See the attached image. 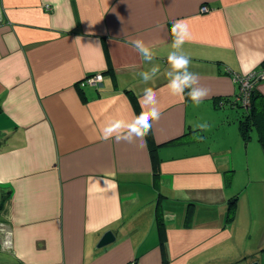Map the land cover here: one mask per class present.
Returning <instances> with one entry per match:
<instances>
[{"label": "crops", "instance_id": "crops-1", "mask_svg": "<svg viewBox=\"0 0 264 264\" xmlns=\"http://www.w3.org/2000/svg\"><path fill=\"white\" fill-rule=\"evenodd\" d=\"M177 20L210 93L199 106L166 87ZM129 37L150 47L151 64ZM263 61L264 0H0V264H264V151L255 127L243 145L238 79ZM153 65L158 77L142 84ZM98 72L102 85L79 84ZM145 87L162 113L157 185L147 140L139 149L101 134L137 116L127 89L139 98ZM253 87L264 94V78ZM205 122L203 139L169 142ZM108 230L115 239L97 246Z\"/></svg>", "mask_w": 264, "mask_h": 264}, {"label": "clouds", "instance_id": "clouds-1", "mask_svg": "<svg viewBox=\"0 0 264 264\" xmlns=\"http://www.w3.org/2000/svg\"><path fill=\"white\" fill-rule=\"evenodd\" d=\"M171 33L172 51L167 56L169 65L165 75L168 78L166 87L170 94L175 97L183 98L187 92V96L191 99L195 106H199L203 100L209 96V90L200 83L198 73L190 71L191 58L182 51L185 43L190 42L192 33L188 23L184 20L173 22ZM129 43L140 53L146 64H151L154 60V54L150 47L140 38L129 37ZM160 72L158 65H153L150 70L140 73L141 83L148 85L154 83ZM98 79H102L99 78ZM141 112L132 120L113 119L109 120L105 126L101 128V134L104 140L115 139L117 143H127L135 145L142 149L146 144V137L153 129L155 123L161 118V110L156 93L151 87L143 89V95L138 98ZM209 125L200 123L194 126V129L206 131ZM203 139V137H197Z\"/></svg>", "mask_w": 264, "mask_h": 264}, {"label": "trees", "instance_id": "trees-1", "mask_svg": "<svg viewBox=\"0 0 264 264\" xmlns=\"http://www.w3.org/2000/svg\"><path fill=\"white\" fill-rule=\"evenodd\" d=\"M261 65H264V61L261 63ZM108 70L112 71L110 67L108 68ZM127 91L128 93H130L136 114L139 115L141 112V107L138 101V97L136 96V94L132 93V90L127 89ZM249 96H250L249 104L243 111V117L239 118V129L245 141L247 142L251 138V128L255 127L258 139L264 151V94L260 92L259 90H257L256 87H252ZM198 136L203 137V131L199 129H194V127H191L188 130H186L182 135L174 139H171L169 142L176 143V142L191 141L193 139H198L197 138ZM5 137L6 135L4 136L0 135V142H3V140H5ZM146 140H147L149 151H150L152 170H153V175H154V184L157 185L158 179L160 176V160L161 159L158 154L159 145L155 140L152 130L146 137ZM231 176H232V169L226 172L227 183L230 182ZM238 199H239L238 194H235L228 199L227 217L229 220H232L235 216ZM4 200H5V194L0 196V211L4 203ZM190 215H191V212L190 211L187 212L186 214L187 221L190 219ZM156 223H157V228L159 232L160 243L164 244V240L166 237V229L164 225L163 213H162L159 203H157V208H156Z\"/></svg>", "mask_w": 264, "mask_h": 264}, {"label": "built area", "instance_id": "built-area-1", "mask_svg": "<svg viewBox=\"0 0 264 264\" xmlns=\"http://www.w3.org/2000/svg\"><path fill=\"white\" fill-rule=\"evenodd\" d=\"M47 7L49 8L50 6L47 5ZM202 10H207L208 7L207 5H203ZM102 78V79H98ZM261 78H264V69L259 71L257 69H254L253 71H251L250 73H248L247 75H245L244 77H239V81L241 84V93L239 95V101L245 106H247L249 104V99H250V91L252 89V87L254 86V84L259 81ZM103 82V74L101 72L98 73H94V74H90L87 75L85 78H83L79 84L80 85H85L87 83L90 84H95L97 86L102 85ZM130 264H135V263H130Z\"/></svg>", "mask_w": 264, "mask_h": 264}, {"label": "water", "instance_id": "water-1", "mask_svg": "<svg viewBox=\"0 0 264 264\" xmlns=\"http://www.w3.org/2000/svg\"><path fill=\"white\" fill-rule=\"evenodd\" d=\"M115 239V234L112 230L106 231L102 237L100 238L97 246H103L110 242H112ZM254 264H257L256 262Z\"/></svg>", "mask_w": 264, "mask_h": 264}, {"label": "rangeland", "instance_id": "rangeland-1", "mask_svg": "<svg viewBox=\"0 0 264 264\" xmlns=\"http://www.w3.org/2000/svg\"><path fill=\"white\" fill-rule=\"evenodd\" d=\"M215 131H216V129H212L211 131H209V133H207V135L213 134ZM254 135H255V132H252V137H254ZM245 144H246V141L244 140L243 145L245 146Z\"/></svg>", "mask_w": 264, "mask_h": 264}, {"label": "bare ground", "instance_id": "bare-ground-1", "mask_svg": "<svg viewBox=\"0 0 264 264\" xmlns=\"http://www.w3.org/2000/svg\"><path fill=\"white\" fill-rule=\"evenodd\" d=\"M103 74V73H102Z\"/></svg>", "mask_w": 264, "mask_h": 264}]
</instances>
